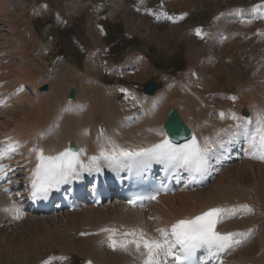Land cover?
I'll return each mask as SVG.
<instances>
[{
    "label": "bare ground",
    "instance_id": "1",
    "mask_svg": "<svg viewBox=\"0 0 264 264\" xmlns=\"http://www.w3.org/2000/svg\"><path fill=\"white\" fill-rule=\"evenodd\" d=\"M5 1L0 0V23L5 20L9 22L10 15L6 18L9 11L6 12ZM167 1L166 8L171 6L170 2L183 5V1L189 0ZM192 1H189L190 4ZM236 1L233 8L225 12V14L231 12V16L229 14V17L226 16L228 18H219L221 21L216 28H209L211 25L200 27L202 25L196 24L205 39L202 40L203 44L208 47L204 48L206 52L203 50L204 46L193 48L197 45L194 38L199 37L196 35L195 25L186 23L172 29L171 38L178 33L187 39L189 49L204 56L199 59H195L196 56L191 58L196 62L194 64L197 68L191 70L190 77L181 80L171 79L170 83L158 87L153 94L137 91L131 84V89L135 92L128 90L125 96L121 89L128 88L120 85L125 83L110 86L101 76H93L89 70L81 71L69 62L58 63L53 73H34V65L28 63L30 57L27 44L32 41L36 44L33 46L39 45V49L42 44H38L36 36L33 39L25 36L24 41L20 37L21 34L14 31L15 27L9 39L15 44L11 53L17 57V62L19 59V65L5 70L6 64L1 57L5 52L3 46L7 37L0 34V146H3L8 138L19 142V147L10 156L11 161H15L18 166L15 172L16 180L0 188V209L7 207L14 199L3 196L2 190L18 191L22 188L26 169L32 168L35 163L32 154L24 150L28 146L48 150L49 155H54L59 149L66 147L69 141H74L77 151L81 148L85 150V159L87 156L99 155L101 148L110 151L112 144L126 150H139L162 139V136L156 133L163 131L162 123L170 109L177 111L183 122L198 138L215 137L220 129H228L235 125L239 121H233L230 118L231 114L243 117V110L248 112L254 124L256 114L264 110V18H261L264 16V0ZM230 2L228 6L234 0ZM250 2H259V6L254 7ZM143 3L139 11L156 16L151 4ZM222 10L224 9L220 8L219 11ZM170 17L173 18L170 22L176 24V19ZM127 20L142 26L143 33L147 35L165 38L156 27L148 31L150 28L144 21L145 18L129 14ZM227 27L232 29L226 30ZM223 36L227 37L223 39ZM41 49L43 51V48ZM191 52L190 50L189 53ZM233 56L237 57L238 61L237 59L234 61ZM225 58H229L227 62L229 64L223 63ZM147 66L146 58L137 54L123 64L121 68L124 71L110 66L101 67V72L109 75L117 73L116 75L122 76L123 72L130 71L131 74L138 70V76H146ZM3 67L5 71L2 70ZM93 70L98 71L95 68ZM17 71L18 74L15 75ZM3 76L12 79L3 81ZM71 86L76 89L75 102L67 100V91ZM221 113L225 114L224 118L221 117ZM101 130L103 135L100 134ZM10 169L12 168L6 167V170ZM25 195L23 190L15 192V199L20 201ZM217 205L237 206L236 211L229 214L226 219L229 221L220 225L223 230L244 231L246 235L238 237L242 242L234 246L216 264H264V162L251 160L229 164L216 171L213 179L204 186L160 197L144 210L129 209L120 202H114L99 207L85 205L78 211L63 215L49 213L38 216L27 213L18 223L0 211V231L15 234L28 220L32 223L40 222L43 229L49 233L61 231L71 225L73 228L78 226L76 230L78 233L73 238L82 239L83 242L77 250L78 254L71 256L72 262L142 264L134 245H129L128 251L120 248L113 250L109 246V234L101 229H118L114 236L118 241L125 239L121 233L133 228L143 229L149 236L156 237L158 236L156 229L167 228L171 220L190 218ZM241 205H248L251 211L240 207ZM64 217L70 220V224L62 228L60 224L62 221L58 219ZM80 233L85 236L80 238ZM61 234L63 235L62 232ZM65 236L59 245L60 256H69L68 249L63 252L68 248ZM127 239L130 240L132 237L129 236ZM0 242H4L6 248L8 242L12 243L10 240L5 241L1 235Z\"/></svg>",
    "mask_w": 264,
    "mask_h": 264
},
{
    "label": "rangeland",
    "instance_id": "2",
    "mask_svg": "<svg viewBox=\"0 0 264 264\" xmlns=\"http://www.w3.org/2000/svg\"><path fill=\"white\" fill-rule=\"evenodd\" d=\"M189 1H183V5H175L170 2L171 6L166 8L168 6L167 0H6L4 3L7 8L6 12L9 11L6 13V18L10 15L9 20L7 19L10 24L6 20L0 23V34L7 37L3 46L5 57L4 55L1 57L6 64L5 70L19 65V59L17 62V57L11 53L15 44L9 39L12 29L16 28L14 31L20 33L21 36H19L24 41L25 36L28 39H33L36 36L38 44L43 45V47L40 45L39 49V45L33 46L35 43L32 41L29 43L31 45L27 44L29 48L27 52L30 57L28 63L34 65V73H53L54 67L58 63L69 62L74 66L76 65L75 67L81 71L89 70L93 76H101L108 85L109 83H112L111 85L125 83L122 84L128 88L122 92L126 94L125 96H127L128 90L135 92L131 89V84L137 90L149 80H155L159 84H168L173 80H169L171 78H176V80L188 78L191 75V70L197 68L192 57L196 56L195 59H199L204 54H200V52L197 54L194 52L195 50L189 49L187 39L178 33H175L174 37L171 38L172 29L186 23L195 25L196 29V24L202 25L200 27L211 25L209 28H216L215 26L219 24L218 22L221 21L222 17L228 18L229 14L231 16V12H227L228 15L225 12L233 8L234 3L237 2L234 0L228 6L231 0H193L192 4ZM143 2L151 4L156 16L139 11ZM220 8L224 10L219 11ZM128 13L145 18L144 21L150 28L148 31L156 27L165 38H156L143 33L142 26L127 20ZM162 13L166 15H161ZM157 16H160V19H157ZM167 16L174 18L183 16V19H176V24H173L170 19L166 18ZM214 18L218 20L214 21ZM227 29L232 28L227 27ZM239 30L241 29L239 28ZM194 39L197 45L193 48L204 46L203 50L206 52L205 49L208 47L202 42L204 37L199 36ZM190 50L191 53H189ZM216 50L217 48H215ZM136 52L143 53L148 60H146L148 64L147 77L138 76L137 69L131 73L132 75L130 71H127L128 73L123 72V77L130 75L125 78L116 75L117 73L109 75V73L103 74L101 72L100 68L104 66L120 67L126 60L134 57L131 55L137 56ZM141 58L143 59V57ZM233 58L234 61L235 59L238 61L237 57L233 56ZM233 58L231 59L233 60ZM228 59L225 58L224 61L222 59L223 63H227ZM93 68L97 69L98 73ZM115 69L124 71L123 68ZM2 70L5 71L4 67ZM17 74L18 71L15 75ZM6 76L2 77L3 81L12 79V77L5 78ZM126 84H130V86ZM58 221H62L60 223L62 228L70 224V220L65 219V217L58 219ZM29 222L28 220L25 226L16 231L15 234L0 231V235L5 241L10 240L12 242H8V248L5 247L4 242H0V264H42V261L49 257L63 258L55 259L53 264H76L71 261L73 259L71 256L78 254L77 250L81 247L80 243L83 242L82 239L75 240L73 238L78 233L76 232L78 226L73 228L71 225L66 229H61V231L49 233L43 229L39 224L40 222L35 221L28 224ZM63 236L68 242V248H65L63 252L68 249L70 257L59 255V245L64 241Z\"/></svg>",
    "mask_w": 264,
    "mask_h": 264
},
{
    "label": "snow or ice",
    "instance_id": "3",
    "mask_svg": "<svg viewBox=\"0 0 264 264\" xmlns=\"http://www.w3.org/2000/svg\"><path fill=\"white\" fill-rule=\"evenodd\" d=\"M161 15L166 14L162 13ZM156 18L160 19V16ZM166 18L173 19L170 16ZM175 19H183V16ZM195 31L197 36L202 37L199 28ZM121 91L126 90L121 89ZM220 115L222 118L225 116L224 113ZM230 118L239 122L228 129H220L215 137L198 138L193 133L190 139L178 143L171 137L181 136V129L175 121H169L168 132L157 131L156 134L162 136V139L150 147L126 150L112 144L110 151L101 148L99 155L87 156L86 159L83 148L79 151L65 148L55 155H45L42 148L34 147L31 151L35 152L37 162L31 173V198L33 200L47 199L49 194L54 190L58 191L61 185L81 179L83 173H99L102 164L113 171L128 169L129 171L135 170L137 174H140L156 163L163 165L176 177H179L180 172L184 171L189 174L192 180L203 179L211 167L210 158L215 155L217 150H226V145L232 143L241 134L248 143L246 154L251 158L264 161V110L256 114L254 127H250L253 123L251 120L239 117L235 113H232ZM100 134L103 135V130ZM18 147L19 142L8 138L5 144L0 146V160L10 158ZM6 167L0 163V180L7 175ZM161 188L164 191L168 190L167 185H161ZM158 194L157 192L147 197L134 196L128 203L135 205L137 200H155ZM240 207L251 211L248 205ZM0 211L8 214L13 220H19L24 215L21 207L15 202ZM235 211L234 208H209L199 215L178 219L168 228L156 229L158 233L156 237L149 236L143 229L133 228L121 233L125 239L118 241L114 239L118 229L103 228L101 231L109 234V246L113 250L120 248L128 251L129 245H134L142 264H168L169 258L174 261V264H200L196 258L198 250H205L207 257L213 258L242 242L238 237L246 235L245 233H222L217 230V225L223 223L229 214ZM129 236L132 239H127ZM55 259L63 258L49 257L42 261V264H53Z\"/></svg>",
    "mask_w": 264,
    "mask_h": 264
},
{
    "label": "water",
    "instance_id": "4",
    "mask_svg": "<svg viewBox=\"0 0 264 264\" xmlns=\"http://www.w3.org/2000/svg\"><path fill=\"white\" fill-rule=\"evenodd\" d=\"M153 90H154L153 83H148V84L145 85V91L146 92H152ZM75 98H76L75 88H74V86H71L69 88V91H68V99L73 100ZM169 121H175L179 125L180 128H182V129L185 128L182 125L181 121L178 119V116L176 115V113L174 111L170 112V115H169V117L167 118V120H166V122L164 124V127H165L166 131H168L167 125H168ZM184 130H186V129H184ZM71 145L74 146L73 144H71Z\"/></svg>",
    "mask_w": 264,
    "mask_h": 264
}]
</instances>
